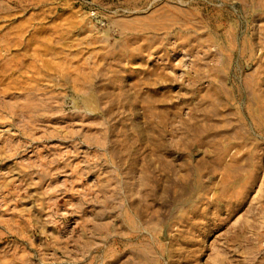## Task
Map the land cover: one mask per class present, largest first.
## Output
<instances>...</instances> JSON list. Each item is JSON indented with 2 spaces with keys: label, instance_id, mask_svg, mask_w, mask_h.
Here are the masks:
<instances>
[{
  "label": "rangeland",
  "instance_id": "rangeland-1",
  "mask_svg": "<svg viewBox=\"0 0 264 264\" xmlns=\"http://www.w3.org/2000/svg\"><path fill=\"white\" fill-rule=\"evenodd\" d=\"M0 264H264V0H0Z\"/></svg>",
  "mask_w": 264,
  "mask_h": 264
},
{
  "label": "bare ground",
  "instance_id": "bare-ground-1",
  "mask_svg": "<svg viewBox=\"0 0 264 264\" xmlns=\"http://www.w3.org/2000/svg\"><path fill=\"white\" fill-rule=\"evenodd\" d=\"M186 190V189H185ZM146 257V256H145ZM147 260V259H146Z\"/></svg>",
  "mask_w": 264,
  "mask_h": 264
}]
</instances>
